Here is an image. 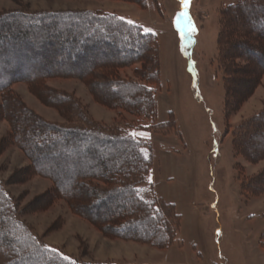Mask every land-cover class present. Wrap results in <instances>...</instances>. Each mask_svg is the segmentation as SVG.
I'll return each mask as SVG.
<instances>
[{
	"label": "trees",
	"instance_id": "obj_1",
	"mask_svg": "<svg viewBox=\"0 0 264 264\" xmlns=\"http://www.w3.org/2000/svg\"><path fill=\"white\" fill-rule=\"evenodd\" d=\"M95 1L143 6L145 0ZM217 45L225 112L234 115L262 84L264 0H242L222 8ZM48 52L53 56L66 54V62L56 64L65 68L23 78L35 68L53 66L47 62ZM83 67L87 70L79 73ZM132 68L133 77L122 76ZM52 78L78 79L96 103L117 111L118 116L137 120L140 127L136 129L149 122L147 127L162 130L169 124H157L155 91L161 84L157 37L100 11L0 14V120L10 125L0 149L17 147L23 151L31 174L52 182V201H65L74 214L106 236L161 250L172 246L181 228V216L175 207L150 203L139 195L152 169V160L144 152L150 147L131 135L121 120L112 125L93 120L74 94L48 87ZM17 82L26 83L64 123L52 124L34 116L12 91ZM29 117L35 124L29 126ZM232 149L235 157L251 165L264 161V108L237 126ZM237 171L245 198L264 196V168L250 178L244 168ZM90 208L102 210L104 217L98 220L87 213ZM27 210H19L0 183V264H106L70 259L43 245L20 221ZM260 246L264 249V234Z\"/></svg>",
	"mask_w": 264,
	"mask_h": 264
},
{
	"label": "rangeland",
	"instance_id": "obj_2",
	"mask_svg": "<svg viewBox=\"0 0 264 264\" xmlns=\"http://www.w3.org/2000/svg\"><path fill=\"white\" fill-rule=\"evenodd\" d=\"M239 1L145 0L139 6L121 1L0 0V14L75 10L114 14L153 34L159 43L157 124H169L162 130L147 127L149 122H142L143 128L136 129L140 127L137 120L118 116L117 111L96 103L78 79L52 78L47 84L54 91L74 94L93 120L106 125L121 120L131 135L147 143L150 148L144 152L152 160V169L139 195L150 203L175 207L181 216V228L174 244L161 250L106 236L74 214L65 201H52V182L31 174L30 161L23 151L17 147L0 149V183L19 210L28 208L20 221L43 245L84 263L264 264V249L260 246L264 196L245 198L237 171L238 167L244 168L246 177L256 176L263 170L264 161L251 165L235 157L232 149L237 126L264 108V76L242 109L229 115L225 112L223 73L218 64L220 11ZM45 56L53 66L45 67L44 63V67L22 77L31 79L35 72L65 68L56 64L66 62V54L53 56L48 52ZM85 70L83 67L78 71ZM132 70H125L122 76L133 77ZM12 91L34 116L52 124L64 123L59 113L32 94L26 83L17 82ZM27 123L35 124L34 118L29 117ZM9 132V123L0 120V142ZM86 212L98 220L104 217L102 210L90 208Z\"/></svg>",
	"mask_w": 264,
	"mask_h": 264
},
{
	"label": "crops",
	"instance_id": "obj_3",
	"mask_svg": "<svg viewBox=\"0 0 264 264\" xmlns=\"http://www.w3.org/2000/svg\"><path fill=\"white\" fill-rule=\"evenodd\" d=\"M88 11H93V10H88ZM95 11V10H94ZM98 11V10H97ZM106 13V12H105ZM111 118V117H110ZM112 120H113V117L111 118ZM97 121H99V120H97ZM102 122V121H101ZM263 198V197H262Z\"/></svg>",
	"mask_w": 264,
	"mask_h": 264
}]
</instances>
